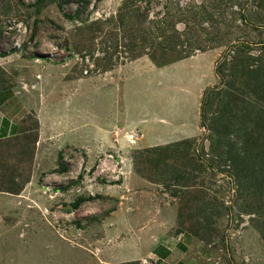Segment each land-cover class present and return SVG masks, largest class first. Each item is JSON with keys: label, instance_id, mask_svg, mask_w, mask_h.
Listing matches in <instances>:
<instances>
[{"label": "rangeland", "instance_id": "rangeland-1", "mask_svg": "<svg viewBox=\"0 0 264 264\" xmlns=\"http://www.w3.org/2000/svg\"><path fill=\"white\" fill-rule=\"evenodd\" d=\"M34 2L0 0V75L24 108L0 140V264H127L149 230L264 264V86L240 75L264 57V0ZM225 90L253 132L211 129L204 97Z\"/></svg>", "mask_w": 264, "mask_h": 264}, {"label": "crops", "instance_id": "crops-1", "mask_svg": "<svg viewBox=\"0 0 264 264\" xmlns=\"http://www.w3.org/2000/svg\"><path fill=\"white\" fill-rule=\"evenodd\" d=\"M0 139L14 137L22 132L23 119L20 118L24 108L15 104V90L6 77L0 75ZM152 234L148 231L147 241L150 247L145 253L134 251L124 262L143 261V264H212L203 248L202 241L195 239L189 232L176 237L163 232Z\"/></svg>", "mask_w": 264, "mask_h": 264}, {"label": "trees", "instance_id": "trees-1", "mask_svg": "<svg viewBox=\"0 0 264 264\" xmlns=\"http://www.w3.org/2000/svg\"><path fill=\"white\" fill-rule=\"evenodd\" d=\"M19 1L22 2V0H19ZM44 1L45 0H35L33 5L34 6H40L43 4ZM80 3H83L84 6L88 5V1H80ZM263 56H264V54H263ZM262 58H263L262 61L259 60L261 63L258 66H255L253 68L247 69L246 67L241 65V69L243 67L246 68V69L243 68L244 71H242L240 73V75L243 76V78H244V83L251 84V85L253 84V86H255V87L264 86V57H262ZM259 59H260V57H259ZM237 72H239V71H237ZM234 77L237 80V77L235 74H234ZM1 84L2 83L0 82V85ZM231 84H233V83L231 82ZM221 94H222L221 98H219L220 97L219 94L212 98V95L210 93H208V98L204 97V100H203L204 108H206L208 105L211 106L212 104L215 103L217 106H222L221 111H223V113H224V114L218 113V114H216L215 117H213V120L215 121L216 125L213 128L211 127V129L217 130V128H219L220 129L219 132L216 131V133H218V135L219 134H221L223 136L228 135L231 132L229 131L230 125H227V123L234 118L235 120L238 121L239 127L248 128V129H250L251 132H253L254 127L257 126L258 124H257V121L255 119L256 117H253V115H251V110H249L250 112H248V110H246V112L243 113L242 110H244V109L240 107L238 101L236 100V98H234L232 96V93L229 92V90H225ZM249 114H250V117H249ZM221 119H226V121L224 123H222L220 121ZM250 122H253V125H250ZM22 131H24V130H22ZM37 134L38 133L35 132L33 134V137H32V134L29 137V141L32 140L33 145L37 141V136H38ZM18 135H16V136H18ZM218 135H217V137H218ZM237 135L244 138V144L248 143L249 146H252V145L257 143V141H256L257 137L249 135L246 130H244V132L243 131L239 132ZM16 136H14V137H16ZM28 136H29V134H28ZM10 138H13V137H10ZM10 138H7V139H10ZM0 140H3V139H0ZM232 144H233V142H231V145ZM231 151H233V150L231 149ZM32 153H33V151H32ZM32 157L33 156L31 154L30 159ZM229 157H230V155H229ZM1 162H2V159L0 158V166L2 164ZM1 175L2 174H0V185L4 186L3 184H1ZM15 177H16V175L13 174V172H10V174L8 175V179L6 180L8 182V185H9V186L7 185V187L5 188L6 191H10L12 193H17L22 188L23 184L17 183ZM28 179H29V176H27L24 179V182H26ZM0 190H2V189H0ZM127 264H138V262L131 261V262H128Z\"/></svg>", "mask_w": 264, "mask_h": 264}]
</instances>
